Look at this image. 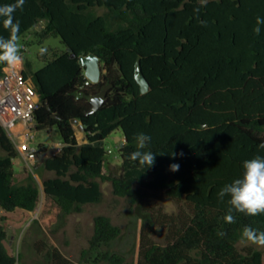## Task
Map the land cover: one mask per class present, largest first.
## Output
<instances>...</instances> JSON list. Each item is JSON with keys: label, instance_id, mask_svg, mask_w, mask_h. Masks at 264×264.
<instances>
[{"label": "trees", "instance_id": "trees-1", "mask_svg": "<svg viewBox=\"0 0 264 264\" xmlns=\"http://www.w3.org/2000/svg\"><path fill=\"white\" fill-rule=\"evenodd\" d=\"M15 2L0 0V6ZM14 17L18 38L33 31L64 45L39 54L41 69L32 71L28 61L22 67L39 95L36 130L55 127L62 143L60 153L39 160L53 173L43 178L42 190L57 204L58 219L101 203L102 183L148 216L136 263L112 248L120 227L97 215L79 264H264L263 250L242 236L245 227L264 232V214L233 212L229 224L228 197L218 196L242 175L245 160L264 157L258 147L264 143V25L259 35L253 31L256 18H264V0H24ZM8 35L0 22V36ZM91 53L100 60L101 78L84 86L79 57ZM138 57L150 84L145 94L134 77ZM102 90L104 103L90 112L89 97ZM72 119L84 126L85 143H78ZM116 130L124 139L121 162L105 171L103 142ZM140 133L151 137L142 151L155 155L146 169L130 159L141 150ZM18 155L0 125V208L6 213L33 212L40 199L32 174L15 181ZM173 164L178 171L170 170ZM166 200L178 205L176 213L158 204ZM5 220L0 217V264H25L6 246ZM33 247L42 260L31 264H76L46 240Z\"/></svg>", "mask_w": 264, "mask_h": 264}, {"label": "rangeland", "instance_id": "rangeland-1", "mask_svg": "<svg viewBox=\"0 0 264 264\" xmlns=\"http://www.w3.org/2000/svg\"><path fill=\"white\" fill-rule=\"evenodd\" d=\"M101 12L103 10H99V13ZM43 26L44 21L38 24L37 30ZM18 44L20 50L23 49V52H21L24 59L22 67L24 68V64L28 61L32 64V71L41 69L45 64L43 60L39 59L41 48L64 49L60 38L50 36L41 40L33 31L19 37ZM75 130L80 138L83 131H80L77 126H75ZM34 136L35 141L33 144L35 146L42 145L45 148H48L49 144L60 140L55 127L43 130L35 129ZM14 140L15 142L19 141L17 137ZM84 140L82 139L81 142ZM123 140L120 130L112 132L104 140L103 146L108 154L104 167L105 171L119 166L121 162L119 146ZM18 159L20 164H14L15 181L21 182L27 176V173L32 174L42 191V180L48 174L46 172H44V175L40 173L38 168L40 165L39 160L36 158L33 163L28 160L24 161L20 154ZM102 189L104 195L101 203L84 206L81 213L69 215L64 220L58 219L59 208L57 204L53 200H48L44 193L41 192L37 211L35 209L31 216L28 215V217L18 214L13 215V227H10L11 222L7 223L8 240L6 241V246L9 252L19 255L25 264L39 262L42 257L36 252L33 244L36 240L43 239L49 245L57 247L71 261L79 264L82 251L90 247L89 240L94 233V217L105 215L110 217L112 223L121 229L120 236L112 244L113 250L121 252L129 261L136 263L142 223L148 216L142 211L139 204L132 206L125 198L115 196L111 183H102ZM158 204L164 211L169 213H176L178 210V205L169 200L159 201ZM161 239L162 237L157 238L158 241H161ZM247 244L249 243L241 242L240 246ZM255 246L264 252V246Z\"/></svg>", "mask_w": 264, "mask_h": 264}, {"label": "clouds", "instance_id": "clouds-1", "mask_svg": "<svg viewBox=\"0 0 264 264\" xmlns=\"http://www.w3.org/2000/svg\"><path fill=\"white\" fill-rule=\"evenodd\" d=\"M206 3V0H202ZM24 0H16L13 4L0 6V22L3 28L8 31L7 38L0 36V64H6L10 69H19L23 66L24 59L18 44V35L20 32L19 21L15 20L14 13L18 8H22ZM256 27L253 29L256 35L261 32V26L264 25V18H256ZM46 50L41 48L40 54ZM138 149L131 153L130 159L139 163L144 169L154 165L155 155L151 151H142L151 142V137L143 133L138 134ZM264 149V143L258 146ZM242 175L234 179L231 183L223 186L218 196L221 200L228 197V213L225 215V222L235 223V213H243L248 216L264 214V157L255 156L252 159L245 160L242 164ZM170 170L175 172L179 170L178 164L170 166ZM223 235V233H220ZM242 236L248 242L264 246V232L245 227Z\"/></svg>", "mask_w": 264, "mask_h": 264}, {"label": "built area", "instance_id": "built-area-1", "mask_svg": "<svg viewBox=\"0 0 264 264\" xmlns=\"http://www.w3.org/2000/svg\"><path fill=\"white\" fill-rule=\"evenodd\" d=\"M22 69H10L5 66L0 74V125L23 157L33 162L40 152L39 147L33 144L39 95L32 81L25 78ZM18 123L24 126L20 133L16 130ZM16 137L18 140L21 138V142H15Z\"/></svg>", "mask_w": 264, "mask_h": 264}, {"label": "water", "instance_id": "water-1", "mask_svg": "<svg viewBox=\"0 0 264 264\" xmlns=\"http://www.w3.org/2000/svg\"><path fill=\"white\" fill-rule=\"evenodd\" d=\"M72 57H76V55L72 54ZM79 62L84 67V75L86 78L84 86L90 83H97L100 81L102 69H101L100 60L96 55L92 53L85 56L82 55L79 57ZM134 77L136 82L140 86L141 93L142 94L147 93L150 88V84L142 71L140 57L137 58L135 63ZM106 96H107L106 90H102L100 93L90 96L89 101L92 105V109L90 112H95L96 110H98V108L104 103ZM82 97H84L83 92L78 95V98H82ZM71 123L74 126H77L80 131L84 130V126L79 120L72 119ZM60 152H61V147H52L44 152H39L37 159L38 160L47 159Z\"/></svg>", "mask_w": 264, "mask_h": 264}, {"label": "crops", "instance_id": "crops-1", "mask_svg": "<svg viewBox=\"0 0 264 264\" xmlns=\"http://www.w3.org/2000/svg\"><path fill=\"white\" fill-rule=\"evenodd\" d=\"M23 128H24V126L21 124V123H18L17 125H16V130L20 133V132H22V130H23ZM76 137H77V140H78V143L79 144H81V143H84L85 142V140H84V132H82L81 133V136H80V138H79V136L76 134ZM84 140L83 142H81V140ZM19 140H20V142H21V138H19ZM60 140H58L57 142H54V143H52V144H49V146H48V149L49 148H52V147H60ZM20 155H21V157H22V159L25 161L26 159L23 157V155L21 154V153H19ZM19 156V155H18ZM15 163H19L20 164V160L18 159V157L13 161V164H15ZM33 163V162H32ZM39 170H40V173L42 174V175H44V172H46L48 175H46L45 177H52L53 175H52V173H50V172H47L46 170H44V167H43V165L40 163V165H39ZM40 188V187H39ZM41 192H43V190L41 191V188H40V199H41ZM45 195V194H44ZM46 196V195H45ZM46 198H48V200H52L51 198H49V197H47L46 196ZM43 202V201H42ZM39 209V206L37 205V207H36V210L35 211H37ZM60 211V210H59ZM33 212H23V211H21V210H16V211H14V212H12V213H6V212H4L1 208H0V217H2V216H6V220L4 221V224H5V226H7V223H9V222H11V225H10V227H13V224L12 223H14L12 220V216L13 215H16V214H18V215H21V216H25V217H28V215L29 216H31V214H32ZM17 224V223H16Z\"/></svg>", "mask_w": 264, "mask_h": 264}]
</instances>
